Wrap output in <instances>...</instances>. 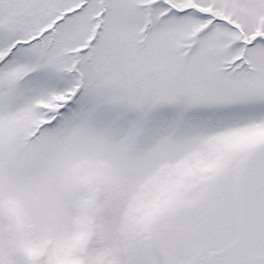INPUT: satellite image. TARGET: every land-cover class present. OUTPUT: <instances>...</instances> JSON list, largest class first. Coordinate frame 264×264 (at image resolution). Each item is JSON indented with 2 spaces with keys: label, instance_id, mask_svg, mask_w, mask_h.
I'll return each instance as SVG.
<instances>
[{
  "label": "snow or ice",
  "instance_id": "snow-or-ice-1",
  "mask_svg": "<svg viewBox=\"0 0 264 264\" xmlns=\"http://www.w3.org/2000/svg\"><path fill=\"white\" fill-rule=\"evenodd\" d=\"M0 264H264V0H0Z\"/></svg>",
  "mask_w": 264,
  "mask_h": 264
}]
</instances>
